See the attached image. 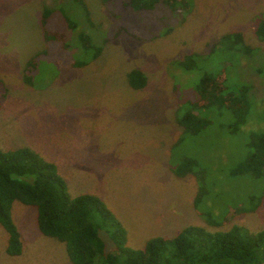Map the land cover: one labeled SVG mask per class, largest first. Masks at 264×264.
Wrapping results in <instances>:
<instances>
[{
	"label": "rangeland",
	"instance_id": "374dc122",
	"mask_svg": "<svg viewBox=\"0 0 264 264\" xmlns=\"http://www.w3.org/2000/svg\"><path fill=\"white\" fill-rule=\"evenodd\" d=\"M81 1L0 0L1 149L30 147L56 165L70 196L102 199L133 249L189 225L264 230V177L230 173L250 134L264 133V40L255 35L264 0H158L148 10ZM236 31L247 49L218 41ZM80 34L102 48L97 58ZM187 56L190 70L177 64ZM134 68L147 78L140 89L127 83ZM207 73L226 77L231 93L246 87L248 113L237 129L230 110L196 105ZM188 109L210 124L184 131L177 119ZM11 215L22 252L6 253L0 225V264H71L65 244L39 231L35 207L14 201Z\"/></svg>",
	"mask_w": 264,
	"mask_h": 264
},
{
	"label": "trees",
	"instance_id": "16d2710c",
	"mask_svg": "<svg viewBox=\"0 0 264 264\" xmlns=\"http://www.w3.org/2000/svg\"><path fill=\"white\" fill-rule=\"evenodd\" d=\"M157 1L128 0V4L135 10H148ZM49 15L50 11L44 10L41 17L46 41L54 38L45 28ZM255 35L264 40V21L256 24ZM56 37L61 38L62 35ZM79 39L86 50L96 46L87 34H80ZM218 41H229L230 45L237 44L247 49L242 34L237 31L224 34ZM95 48L93 58H97L102 49L100 46ZM44 51L46 49L41 52ZM34 63L33 57L26 62L24 79H28L26 73ZM177 64L190 70L194 61L192 56H187L178 60ZM126 79L133 89H140L147 82L146 75L138 68L128 71ZM225 85L226 77L210 73L203 75L197 84L200 103L196 105L201 109L217 107L230 110L235 118L231 125L235 130L246 121L247 89L243 87L231 93ZM177 122L184 131L196 133L211 121L188 109L178 117ZM247 148L244 159L230 173L264 177V133L250 134ZM199 196L200 191L195 200ZM14 201L36 208L39 231L65 244L71 264L264 263V230L249 232L239 225H232L225 231H209L204 227L189 225L175 236H155L148 239L141 249L130 248L127 246L125 229L102 199L89 193L70 196L65 179L58 173L56 165L26 146L12 150H2L0 147V225L7 233L5 251L10 256L22 252L21 236L11 215ZM209 224L218 225L210 219ZM101 231H105L113 243L112 250H106Z\"/></svg>",
	"mask_w": 264,
	"mask_h": 264
},
{
	"label": "crops",
	"instance_id": "0c3cea01",
	"mask_svg": "<svg viewBox=\"0 0 264 264\" xmlns=\"http://www.w3.org/2000/svg\"><path fill=\"white\" fill-rule=\"evenodd\" d=\"M194 202H195V198H194Z\"/></svg>",
	"mask_w": 264,
	"mask_h": 264
}]
</instances>
